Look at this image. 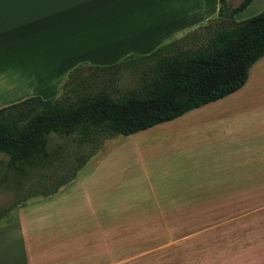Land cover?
<instances>
[{
    "label": "crops",
    "instance_id": "0c3cea01",
    "mask_svg": "<svg viewBox=\"0 0 264 264\" xmlns=\"http://www.w3.org/2000/svg\"><path fill=\"white\" fill-rule=\"evenodd\" d=\"M218 4L0 0V109L56 96L79 65L147 56L214 18ZM261 10L264 0H251L233 18ZM59 173L53 194L0 223V264H211L210 233L180 235L178 224L210 221L223 192L264 190V55L233 92L114 138L74 178ZM239 237L264 248V236Z\"/></svg>",
    "mask_w": 264,
    "mask_h": 264
},
{
    "label": "trees",
    "instance_id": "16d2710c",
    "mask_svg": "<svg viewBox=\"0 0 264 264\" xmlns=\"http://www.w3.org/2000/svg\"><path fill=\"white\" fill-rule=\"evenodd\" d=\"M250 1L230 7L219 0L213 24L200 26L204 33L188 32L147 56L129 55L111 66L94 67L100 76L108 71L110 76L127 69L137 72V84L122 92L111 79L99 78L100 86H89L84 76L77 77L83 67L79 65L61 85V90L70 85L72 95L30 96L3 106L0 155L7 156L5 167L13 176L4 174L0 185L19 194L20 179L29 169L44 168L58 158L59 151L48 148L52 133L72 135L79 144H96L99 137L111 140L146 130L238 89L250 65L264 55V10L241 20L233 18ZM94 153L78 156L72 178ZM18 205L1 209L0 220Z\"/></svg>",
    "mask_w": 264,
    "mask_h": 264
},
{
    "label": "rangeland",
    "instance_id": "374dc122",
    "mask_svg": "<svg viewBox=\"0 0 264 264\" xmlns=\"http://www.w3.org/2000/svg\"><path fill=\"white\" fill-rule=\"evenodd\" d=\"M232 3L229 2L227 5L230 7L235 6ZM246 15H248V11L239 15L237 14L235 19L241 20L247 18L248 16ZM213 19V17L208 19L202 25L211 23ZM202 25L188 32L204 33V30L200 27ZM186 33L182 34V37H186ZM76 74L77 77L84 76L89 86H100L101 82H99V78H104L105 81L111 79V85L119 88L120 92L135 86L139 81L137 72L132 69L122 70L114 76H110L108 71V73L104 72V75L100 76L99 71L94 69V66L83 64L80 72ZM75 81L76 77L73 83ZM69 86L62 90L60 86L59 93L53 97H62L67 92H70V95H72ZM73 89L75 92H78L75 87ZM78 89H81V87ZM114 138L111 140H103L102 137H99L96 144H79L77 141L75 142L74 136L72 135L63 137L55 133L50 134L48 148L59 151V157L53 162L48 163L44 168L29 169L28 175L20 179L19 187L21 191L19 194H16L14 190L5 188L4 184L0 185V210L10 204H22L32 199L43 197L53 191L59 183L65 181L59 173L61 170L71 168L73 171L72 168L78 163V156L85 157L93 151L107 147ZM6 160V155H0V178L6 173L9 176H13L12 172L5 167ZM66 178L68 179L67 176ZM14 215L15 208L11 209L0 220V223L12 219ZM178 226L180 235H183L187 231H205L210 233L211 264H250V255L254 257L258 255L255 258L258 261L257 264H264V248L261 246L256 251H253L250 245H246V243L249 244V242H252L251 239L238 238V236L246 237L250 235L264 236V190H259L255 193L240 191L223 192L222 206L211 207L210 221L205 223H183L178 224ZM256 241L258 239L253 242ZM260 241L262 239H259Z\"/></svg>",
    "mask_w": 264,
    "mask_h": 264
}]
</instances>
